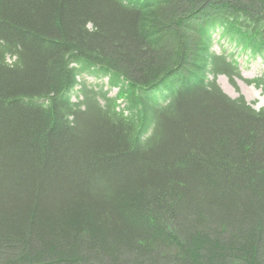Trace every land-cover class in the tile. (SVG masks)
<instances>
[{
	"label": "trees",
	"instance_id": "1",
	"mask_svg": "<svg viewBox=\"0 0 264 264\" xmlns=\"http://www.w3.org/2000/svg\"><path fill=\"white\" fill-rule=\"evenodd\" d=\"M215 32L264 57V0H0V264H264V109Z\"/></svg>",
	"mask_w": 264,
	"mask_h": 264
},
{
	"label": "rangeland",
	"instance_id": "2",
	"mask_svg": "<svg viewBox=\"0 0 264 264\" xmlns=\"http://www.w3.org/2000/svg\"><path fill=\"white\" fill-rule=\"evenodd\" d=\"M213 42L211 50L217 55H226L228 59H235L237 62V75L227 77L220 74L217 76L216 81L222 91L231 98H237L243 96L245 100L253 108L259 110L264 109V91L260 87H256L255 84H251V80L261 79L264 81V57L259 55L253 56L249 51H242L239 47H235L226 43L222 38L220 39V33H213ZM11 62V61H10ZM80 81H85L88 85L94 86L97 90L101 89L103 92H107L109 97H115L118 89L109 87L108 78L100 77L96 78L92 74H81ZM80 86L75 87L72 92V101L78 102L81 100V96L78 93ZM226 90L227 92H225ZM119 110L125 107L126 102L119 99Z\"/></svg>",
	"mask_w": 264,
	"mask_h": 264
},
{
	"label": "bare ground",
	"instance_id": "3",
	"mask_svg": "<svg viewBox=\"0 0 264 264\" xmlns=\"http://www.w3.org/2000/svg\"><path fill=\"white\" fill-rule=\"evenodd\" d=\"M225 92H227L226 90H224Z\"/></svg>",
	"mask_w": 264,
	"mask_h": 264
}]
</instances>
